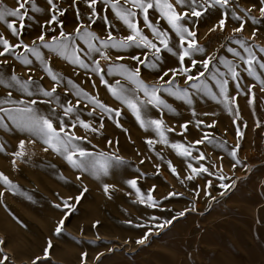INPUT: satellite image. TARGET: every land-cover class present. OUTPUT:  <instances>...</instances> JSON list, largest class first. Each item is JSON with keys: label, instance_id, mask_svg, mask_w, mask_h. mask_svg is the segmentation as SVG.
<instances>
[{"label": "snow or ice", "instance_id": "obj_1", "mask_svg": "<svg viewBox=\"0 0 264 264\" xmlns=\"http://www.w3.org/2000/svg\"><path fill=\"white\" fill-rule=\"evenodd\" d=\"M83 4L85 9L82 11L77 0H71L75 25L66 30L64 17L69 9L62 7L59 0H45L44 6L37 0H16L14 7L0 0V23L5 27V31H0V88L3 89L0 92V133L15 137V148L11 152L7 151L6 140L0 141V153L10 156L11 168L18 171L21 162L31 160V149L39 141L43 152L51 151L74 170L75 182L79 185L77 193L65 196L57 192L56 199L50 201L54 209L63 213L55 224L54 234L65 231L66 218L77 209L88 191L82 177L95 178L103 195L109 199L115 192L125 191L115 183L105 182V178L112 177L127 161L119 154V140L104 138L106 120L124 133L129 132L120 122L124 109L141 129L152 133L145 136L144 141L147 149L155 152L160 161H164V156L155 150L156 144L170 147L183 159L184 175L172 160H167V168L176 180L185 185L197 178L206 181L192 190L193 211L195 197L201 191L212 200L216 199L211 197L213 179L209 177L218 181L220 195H226L236 186V180L226 175L223 156L209 160L197 146L205 142L214 144L225 149L231 158V169L240 166L252 171L247 157L239 154L248 121L241 115L237 97L243 96L246 106L250 107L253 128H264V115H258L256 110L258 89L260 108L264 112V42L258 39L260 29L264 28V0H248L245 5L239 0H83ZM37 16L46 18L41 21ZM212 17H216L215 21L198 39L199 23ZM98 22L103 26V35L94 29ZM249 23L252 29L247 32ZM34 25L39 27V33L25 40V32L33 31ZM121 28L127 34H119ZM210 34L217 35L220 40L211 51L204 41ZM132 49L135 54H112L113 50L127 52ZM163 53L174 58V66H164ZM54 56L70 64L74 73L83 72L91 89H97L98 79L99 85L118 102V106L105 102L98 91L86 89L72 76L57 71L52 64ZM18 67L23 74L17 71ZM142 67L155 70V79L147 80L142 75ZM37 71L41 75L34 78ZM45 77L50 80V87L43 84ZM247 78L252 82H247ZM165 94L185 102L191 111V117L178 125L183 140L170 139L169 133L176 129L168 125L164 113H176L177 109L165 99ZM202 97L218 101L230 114L236 137L230 148L206 131L217 121L213 119L206 124L205 119L199 118L215 115L197 113L195 100ZM153 109L159 114L153 115ZM85 115L87 119L83 118ZM189 125L200 130L202 135L189 141ZM77 127L83 134H77ZM90 136H101L104 146L94 144ZM131 139L129 135L128 140ZM205 160H208L207 164ZM50 167L60 181L69 182L63 172L57 171L55 164ZM154 169L155 173H160L161 164L155 163ZM136 173L138 175L123 180L130 189L125 194L133 203L144 205L145 210L161 208L167 211L161 201L183 195L172 190L157 198L154 195L156 184L142 191L138 181L148 174L139 167ZM234 175L231 172V176ZM5 191L19 193L35 202L17 181L0 170V205L7 210L8 205L3 199ZM187 211L188 208L176 211L171 218L154 213L137 218L134 227L147 230L136 239V244H145L150 233L167 227ZM9 214L17 224L27 227L10 210ZM124 222L133 225L132 219ZM99 224L98 219L94 220L92 227ZM52 247L53 239L48 237L40 255L20 260L6 234H0V264H47L44 258L50 256ZM103 255L102 252L95 254L96 264H103ZM79 257V264H88L86 251H81Z\"/></svg>", "mask_w": 264, "mask_h": 264}, {"label": "rangeland", "instance_id": "obj_2", "mask_svg": "<svg viewBox=\"0 0 264 264\" xmlns=\"http://www.w3.org/2000/svg\"><path fill=\"white\" fill-rule=\"evenodd\" d=\"M8 6H15L16 0H3ZM241 5L248 3V0H239ZM255 2V0H253ZM40 6L45 5V0H37ZM62 7L68 8L64 17L66 30H71L75 25L74 9L70 7L71 0H59ZM77 5L83 11L85 5L83 0H77ZM111 18V13H109ZM46 17L37 16L38 20ZM212 19L201 20L198 25V39L215 21ZM94 29L101 35L104 34L101 23L94 25ZM252 29L251 23L247 25V32ZM39 27L34 25L33 31H26L25 40H30L39 33ZM0 31H5V27L0 23ZM7 35V32H5ZM121 35L127 34L121 28ZM260 42H264V28L258 34ZM205 47L211 51L219 42L217 35L204 37ZM203 42V41H202ZM113 55L135 54V49L127 52H117L113 50ZM163 64L165 67L174 66V58L170 54L163 53ZM200 58V57H197ZM132 63L130 61H126ZM52 64L57 71L66 76H72L78 83L90 91H98L100 97L113 106H118L103 86L99 85L97 79V89L93 90L83 72L76 74L70 64L63 59L53 57ZM18 72L23 74L21 68ZM34 78H39L41 73L37 71ZM142 75L147 80L155 79V70L142 67ZM247 82H252L247 78ZM182 83V81H181ZM43 84L50 87V80L45 77ZM234 87V86H233ZM232 89H230L231 91ZM3 89L0 88V92ZM61 91V89H58ZM256 110L258 115H264L260 108L259 90H256ZM165 99L177 109L176 113L165 111L164 118L168 125L175 128L174 133H169L170 139L183 140L178 125L191 117V111L185 102L177 100L165 94ZM237 102L241 106V115L248 121L247 128L244 129L245 136L241 141L239 154L247 157V163L252 166V171H248L240 166L236 169L230 167V157L225 149L218 148L214 144L205 142L198 145L201 151L205 152L209 160H215L223 156V165L226 175L236 180V186L226 195H220L221 189L218 181L213 179V187L210 189L212 200L201 191L195 197V210H192L193 189L196 185H203L206 181L197 178L195 181H187L186 185L181 184L170 173L167 168V160H172L181 175H184L186 165L182 158L168 146L162 144L154 145L156 151L161 152L164 161L156 157L155 152H150L145 144L144 137L152 135L145 132L135 122L134 117L124 109V116L121 123L129 129L124 133L116 128L114 124L106 120L104 138H115L119 140V154L125 157L127 164L114 172L112 177L105 178V182L115 183L118 187L124 188V192L117 191L111 199L103 195L99 182L91 176L82 177L88 185V191L81 199L77 209L69 214L65 221V231L60 235L53 232L55 224L63 214L50 204L56 199L55 193L61 195H73L78 192L79 185L75 182V172L70 169L59 156L51 151L43 152L42 145L37 141L31 149V160L27 163L21 162L19 170H13L10 165V156L0 153V170L4 171L13 180L17 181L22 189L33 196V201L19 193L13 194L5 191L4 202L8 205L6 210L0 205V234H6L9 242L16 249V258L28 260L33 255H40L44 241L51 237L53 247L50 256L44 258L47 264H79V253L87 252L88 264H96L95 254L102 252L103 264H264V128H253L254 119L251 116L250 107L246 106L243 96L237 97ZM195 108L197 113H215L205 119L206 124L215 119L217 123L206 131L216 139L222 141L227 148L235 143V130L231 122L230 114L224 110L223 105L218 101H213L208 97L196 98ZM43 107V106H42ZM153 115H158V111L153 109ZM83 118L87 119L85 115ZM77 134H83V130L77 127ZM131 136V141L128 136ZM202 133L194 126H188L187 139L189 141L199 138ZM94 144L99 143L104 146L101 136H90ZM7 141V151L11 152L15 148V137L0 133V141ZM86 143V142H85ZM151 159H147V157ZM143 159V163L140 161ZM208 160H205L207 164ZM155 163L161 164V172L155 173ZM55 164L57 171L63 172L68 177L69 182L60 181L54 175L50 165ZM148 175L139 180L138 184L142 191H146L152 184H156L154 195L159 198L166 196L168 191H178L182 196L168 197L167 201H161V206H165L167 211L161 208L147 209L144 205L133 203L125 193L129 191L127 185L123 184L124 179L138 175L136 168ZM231 172L235 175L231 176ZM207 176V174H205ZM239 178V179H237ZM188 208L189 211L183 217H178L165 228L154 230L149 234L145 244L137 245L136 239L143 235L147 229L134 227L137 218H144L152 215L164 218H171L176 211ZM125 209L127 211H125ZM14 213L23 224H17L12 216ZM99 220L100 224L92 227L94 220ZM132 219L133 225H128L124 221ZM107 249H113L109 252Z\"/></svg>", "mask_w": 264, "mask_h": 264}]
</instances>
